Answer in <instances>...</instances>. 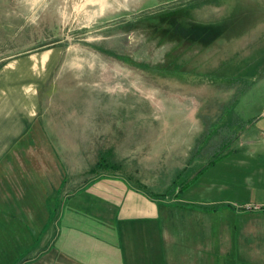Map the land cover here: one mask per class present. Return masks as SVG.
Listing matches in <instances>:
<instances>
[{
  "label": "rangeland",
  "instance_id": "1",
  "mask_svg": "<svg viewBox=\"0 0 264 264\" xmlns=\"http://www.w3.org/2000/svg\"><path fill=\"white\" fill-rule=\"evenodd\" d=\"M58 43L41 95L59 201L105 161L186 203L264 199V0H0V58Z\"/></svg>",
  "mask_w": 264,
  "mask_h": 264
},
{
  "label": "crops",
  "instance_id": "2",
  "mask_svg": "<svg viewBox=\"0 0 264 264\" xmlns=\"http://www.w3.org/2000/svg\"><path fill=\"white\" fill-rule=\"evenodd\" d=\"M64 49L0 58V264H264L262 198L253 208L241 197L186 203L133 183L122 167L54 197L58 139L41 93ZM237 181L234 194L249 190Z\"/></svg>",
  "mask_w": 264,
  "mask_h": 264
},
{
  "label": "trees",
  "instance_id": "3",
  "mask_svg": "<svg viewBox=\"0 0 264 264\" xmlns=\"http://www.w3.org/2000/svg\"><path fill=\"white\" fill-rule=\"evenodd\" d=\"M221 154L217 155V156H214L212 158V160L210 161V163H213L217 158H220ZM104 165H105V168H103V166H101V169L100 170H97V172L94 174L95 176L102 173L103 171L105 170H118V168L121 167L120 164L114 162V161H105L104 162ZM122 171V170H121ZM123 172V171H122Z\"/></svg>",
  "mask_w": 264,
  "mask_h": 264
}]
</instances>
